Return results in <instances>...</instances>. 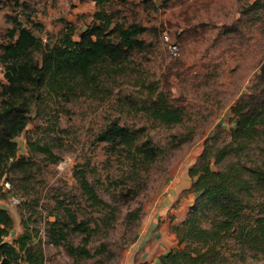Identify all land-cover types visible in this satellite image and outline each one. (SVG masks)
<instances>
[{
  "label": "trees",
  "instance_id": "16d2710c",
  "mask_svg": "<svg viewBox=\"0 0 264 264\" xmlns=\"http://www.w3.org/2000/svg\"><path fill=\"white\" fill-rule=\"evenodd\" d=\"M111 1L94 0L92 21L78 39L72 38L70 27L51 45L42 43L28 27L13 20L10 40L2 46L0 54L6 68V82L0 88V183L2 179L9 181L19 195H40L36 188L40 168L34 155L42 153L51 162L57 161L49 147L30 138H27L28 154H18L14 140L28 123L32 106L44 102L46 94L62 93L68 99L83 97L98 101L102 97L115 109L134 108L168 126L184 117L167 79L162 84L165 92L153 89L142 93L121 87V79L133 78L137 72L131 64L134 53L150 43L138 37L148 27L140 22L118 20L119 10L110 9L111 5L106 7ZM151 1L141 0L147 8L152 7ZM200 7L205 9L207 5L198 2L188 5L182 34L206 36L210 31L209 49L240 53L246 49L250 42L246 27L254 21L256 1L237 0L233 8L224 10L221 19L201 17ZM230 111L232 124L228 128L216 124L187 167L191 181L178 198L191 192L196 195L184 219L170 224L177 245L160 254L154 264H224L229 258L233 264L247 257H264V56ZM102 119L96 139L105 142L109 155L125 160L130 181L141 183L161 155L162 147L144 123L129 122L116 112H105ZM73 174L80 192L91 204L105 203L88 180L86 169L75 168ZM140 214V205L127 210L123 223L128 231L136 227ZM47 223L48 243L58 244L65 239L68 225L60 223L57 217ZM12 228V216L0 205V264L21 261L42 264L41 241L32 242L35 234L25 225L18 235L6 239ZM68 229L85 233L83 245L67 244L71 254L103 256L108 241L91 252L86 245L91 235L86 223L73 217ZM126 229L122 234L129 239L131 234Z\"/></svg>",
  "mask_w": 264,
  "mask_h": 264
},
{
  "label": "rangeland",
  "instance_id": "374dc122",
  "mask_svg": "<svg viewBox=\"0 0 264 264\" xmlns=\"http://www.w3.org/2000/svg\"><path fill=\"white\" fill-rule=\"evenodd\" d=\"M249 1H256L257 7L253 23L246 27L250 42L241 53L232 49H209L210 31L206 36L197 34L199 36L194 37L181 33L188 5L192 2L207 5L205 9H198L201 17L221 19L224 10L233 8L237 0H152L149 8L144 7L141 0L107 3L106 7L111 5L110 9L119 10L118 20L140 22L148 27L138 37L150 44L134 53L131 64L136 66L137 72L133 78L121 79V87L142 93L153 89L165 92L162 84L167 79L172 95L184 110V117L168 126L134 108L120 106L115 109L102 97L98 101L83 97L68 99L62 93L46 94L44 102L32 106L28 123L14 140L18 154H28L27 138H30L49 147L57 161L51 162L42 153L34 155L40 168L36 180L38 197L19 195L9 181L6 189L0 183V205L13 218V228L6 239L18 235L25 225L35 234L32 242L41 241L42 264H149L140 261L141 254L148 244L158 242L155 233L163 227L172 238L165 245L168 247H163L164 252L175 247L177 242L170 224L184 219L196 195L192 192L183 198L187 199V205L182 212L180 199L174 202L178 193L186 188L184 177H188L190 184L187 167L216 124L221 123L226 128L232 124L230 107L247 89L264 56V0ZM95 10L94 0H0V54L2 46L10 40L13 20L28 27L42 43L51 45L70 27L72 38L78 39L80 32L91 23ZM165 33L176 42L177 54L169 52L163 38ZM5 71V64L0 60V88L6 82ZM105 112L120 113L129 122L144 123L162 147L158 160L139 184L128 179L125 160L109 155L105 142L96 139ZM178 141L180 143H176ZM75 168L86 169L88 180L105 203L94 205L86 199L74 177ZM169 193L170 197L161 208V199ZM135 205L141 206L140 218L136 227L128 231L123 218ZM55 217L68 225V234L58 244H51L46 241L47 222ZM73 217L86 223L91 230L86 242L91 252L97 251L103 241H108L103 256L81 257L69 252L68 243L74 246L85 243V233L68 229ZM157 221L159 225L154 228ZM125 229L131 234L129 239L122 234ZM229 259L224 264H231L232 259ZM19 264L27 263L21 261ZM233 264H264V257H247Z\"/></svg>",
  "mask_w": 264,
  "mask_h": 264
},
{
  "label": "crops",
  "instance_id": "0c3cea01",
  "mask_svg": "<svg viewBox=\"0 0 264 264\" xmlns=\"http://www.w3.org/2000/svg\"><path fill=\"white\" fill-rule=\"evenodd\" d=\"M186 177H184V179L188 180V177L187 178ZM187 180L183 181L184 186L186 188L189 186V181H187ZM173 190H174V188L171 189V192ZM179 193H178L177 197L175 198L174 202H176L177 199H180V204H181L180 205V210L182 212L184 210V208L186 207V205H187V199H183V198H186L187 196L178 198ZM169 195H170V193L167 195V197H165L164 199H161V208H162V204L166 203V201L170 197ZM168 216H169V218H172V214L169 213V212H168ZM158 225H159V221H157L155 223L154 228L158 227ZM154 228H151V230H154ZM159 231L160 232H156L155 233V239L158 236V242H153V243L148 244L146 250H144V252L141 254V260L140 261H146V262H149V264H153V263H155L157 261L158 256L161 253L164 252V250H165L164 248L168 247V246H165V245L167 243H170V240L172 239L171 236L167 234V229H165L164 227L160 228ZM157 233H158V235H157ZM162 245H164V246H162Z\"/></svg>",
  "mask_w": 264,
  "mask_h": 264
},
{
  "label": "built area",
  "instance_id": "2783aa9c",
  "mask_svg": "<svg viewBox=\"0 0 264 264\" xmlns=\"http://www.w3.org/2000/svg\"><path fill=\"white\" fill-rule=\"evenodd\" d=\"M164 41L167 43V47L170 53L177 54L178 53V46L176 42L172 41L168 34H163ZM1 183L3 184V188H9V183L7 180H2ZM15 199V198H14ZM18 200V199H17Z\"/></svg>",
  "mask_w": 264,
  "mask_h": 264
}]
</instances>
